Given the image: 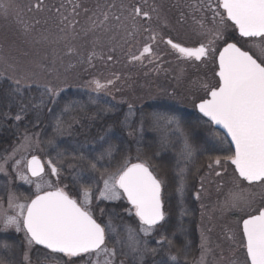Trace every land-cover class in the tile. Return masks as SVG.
<instances>
[{
  "label": "rangeland",
  "instance_id": "obj_1",
  "mask_svg": "<svg viewBox=\"0 0 264 264\" xmlns=\"http://www.w3.org/2000/svg\"><path fill=\"white\" fill-rule=\"evenodd\" d=\"M108 1L97 0L98 7H92L91 0H83L76 10L65 11L58 3L52 5L51 0H0V80H8L17 94L37 85L42 89L41 96L49 93L54 98L71 88L74 96L93 108L109 102L112 106L126 105L129 120L136 106L156 104L150 124L160 129L159 152L154 160L162 174L161 180L157 178L168 189L164 198L170 212H165V218L169 221L175 212L177 218L171 227L175 224L177 230L186 221L192 222L193 216L198 219L194 221L197 251L190 264H249L242 221L264 209V180L253 183L236 172L231 165L234 150L227 138L222 141L213 125L182 123L184 116L197 112L198 102L219 85L218 65L215 68L213 63L232 30L221 0H164L161 4L156 0L155 10L152 4L146 9L150 18L131 15L133 25H137L130 29L128 0H118L120 19L112 17ZM91 8L96 9L95 16L82 13ZM101 8H106L105 12ZM80 16V21L86 22V17L93 18L94 27H88L90 23L79 24ZM69 39L71 49L67 47ZM166 39L188 48L203 45L208 48V56L197 60L173 49ZM245 40L250 50L246 51L253 52L264 65V37ZM141 126H145L142 121L137 124L140 137ZM133 135L129 130L126 141L134 142ZM39 141V136L22 139L0 163V177L6 176L9 183L28 185L35 196L51 190L66 192L67 178L63 180V175L49 166L42 176H29L30 157L46 160L37 154L42 153ZM143 152L150 156L148 148ZM164 152L170 154L171 167L158 160ZM139 162L146 163L127 162L120 171L103 174L94 192H87L79 202L93 216L104 219L110 245L105 243L100 249L77 257L53 254L42 264H155L156 258L166 253L165 261L179 264L177 244L173 246L166 239L164 230L159 234L157 226L150 227L138 217L137 226L123 223L127 222L125 218L136 216V208L117 209L118 218L112 212L110 216L105 213L106 206L129 205L117 180L126 167ZM172 169L169 177L167 170ZM30 201L18 198L9 189L7 199L0 203V240L6 242L9 236L18 241L23 235L24 264H36L31 258L36 244L24 228ZM189 201L191 208L186 206Z\"/></svg>",
  "mask_w": 264,
  "mask_h": 264
},
{
  "label": "trees",
  "instance_id": "obj_2",
  "mask_svg": "<svg viewBox=\"0 0 264 264\" xmlns=\"http://www.w3.org/2000/svg\"><path fill=\"white\" fill-rule=\"evenodd\" d=\"M91 1L92 7L96 4L98 7L99 3L97 0ZM107 4L109 6V1ZM59 6L63 7L64 10L67 8V4H59ZM117 6L119 10V3ZM72 8L73 7H70L69 11ZM104 9L106 8H101V11L105 12ZM84 10L82 13H92L91 17L95 16L94 14L97 13L94 8ZM78 13L79 12H76L75 14ZM41 14L43 13H40V15ZM81 16L78 20L79 24L83 25L90 23V25L87 24L88 27H94L95 20L93 21V18L86 17L87 22L85 19L80 21ZM64 18L68 19L69 17L64 15ZM117 19H120V17ZM229 24L232 30L229 31L228 38L222 43V46L229 41H234L244 50L250 51L245 46V38L239 37L236 33L235 26L230 22ZM130 27L131 26L128 28L130 29ZM69 41L70 43L67 47L71 49V45L73 44L71 39H69ZM213 64L216 68V60H214ZM41 92V87L32 85L21 94H17L13 91L11 83L8 80H0V163L12 152L22 139L27 136H39L42 153L37 154L49 160L57 168L58 175H63V180L65 177L67 178L66 183L68 186L66 192L78 202L83 199L87 192H94L95 186L98 184V180L102 178L101 176H103V174L110 172V170L118 172L127 162H146L161 180L159 176H162V174L157 168L156 160H154L159 152L157 143L159 141L158 136L160 129H155L153 126L154 124H150V118L152 117L153 111L156 110V104L145 103V105L139 108L136 106L134 115L131 116L132 119L129 120V117H127L128 115L125 114L126 105L113 104L114 107L111 105L112 102H109V105H105L108 108L105 106L93 108L90 104H86L85 101H81V99L74 96V92L71 88L62 90L59 96L54 98L45 91L44 92L48 95L44 94L41 96ZM184 117L185 119H183L182 123L185 126H200L202 123L212 126L209 121L197 112ZM188 117L191 118L187 119ZM141 121L145 126H141L142 131L140 132V137L138 135L137 124L139 122L141 123ZM148 124L150 125L148 126ZM129 130H132V133H134V142H132V139L128 142L126 141ZM144 148H148L150 156L144 154ZM231 151L233 150L231 149ZM230 155H228L227 158H229ZM169 156L170 154L168 155V153L164 152L158 160L167 167H171L169 163V160H171L169 158L171 157ZM173 170L174 169L167 170L169 177H172L171 172ZM78 175H80L79 179ZM8 181H10V179L6 176L0 177V203L7 199L9 189L14 192L18 198L24 201H30L35 196L34 191L28 185L20 184L15 181L9 183ZM164 186L165 184L163 182L164 208L166 210L165 212L168 214L170 211L168 204H166V199L164 198L165 194L168 193V189ZM190 202L192 203V201H189L186 205L188 208H191L192 204ZM119 205L115 207L106 206V215L110 216L112 212V215L118 218L117 209L121 208V210L127 211L125 208L129 207L126 203H120ZM94 217L105 226L104 219L98 217L97 214H95ZM175 217L177 218L175 212L171 214L169 221L166 217L165 220L157 226V231H159L160 234V231L164 230L166 239L171 242L173 246L176 242L177 253L181 258H179V264H190L191 257L195 254L194 252L197 251L198 241L196 240L197 235L195 230L197 217L193 216L192 222L186 221L180 230H177L178 228L175 224L173 228L171 227ZM125 219L124 221L127 222H123L124 224L137 226L138 218L136 216H130ZM119 221L121 222V220ZM6 239V242L0 240V247L4 245V248H2V250L0 249V264H24L23 253L26 243L24 236H19L18 241H13L9 236L6 237ZM106 244L110 245V241H106ZM186 246L189 247L187 257L189 256L190 259L185 256ZM33 252L34 255L31 258H33L36 264L49 261L50 255H53L50 251L40 246H35ZM54 255L61 257V254ZM161 255L156 258L157 261L154 263L169 264L164 259L167 257L168 253H166L164 257Z\"/></svg>",
  "mask_w": 264,
  "mask_h": 264
},
{
  "label": "water",
  "instance_id": "obj_3",
  "mask_svg": "<svg viewBox=\"0 0 264 264\" xmlns=\"http://www.w3.org/2000/svg\"><path fill=\"white\" fill-rule=\"evenodd\" d=\"M226 16L244 38L264 36V0H221ZM177 50L201 60L208 48H185L168 40ZM220 85L197 104V112L221 130L235 152L231 161L237 173L250 182L264 180V66L235 42L217 56ZM49 160L32 156L27 162L31 178H38ZM117 184L138 218L148 225L163 220L162 185L145 163H134L120 174ZM24 227L36 243L56 252L82 254L98 250L106 240L103 226L78 202L61 190L37 195L28 204ZM242 230L250 264H264V209L245 218Z\"/></svg>",
  "mask_w": 264,
  "mask_h": 264
},
{
  "label": "flooded vegetation",
  "instance_id": "obj_4",
  "mask_svg": "<svg viewBox=\"0 0 264 264\" xmlns=\"http://www.w3.org/2000/svg\"><path fill=\"white\" fill-rule=\"evenodd\" d=\"M42 1H44V0H42ZM52 2V5H57V3H59L60 5L61 4H63V5H66L67 4V8H66V10L65 11H69V9H70V7H69V4H73L74 6H73V10H76L77 8H79L81 5H82V1L83 0H51ZM64 1H67V2H64ZM156 0H128L127 2H128V4H129V8H130V12H129V9H128V13H129V18H132L131 17V15H134V16H136L137 18H145V19H147V18H150V16H149V14H147L146 13V9H148L149 8V6L152 4V9L153 10H155V5H154V2H155ZM144 2V3H143ZM147 2V3H146ZM164 2V0H158V3L159 4H161V3H163ZM118 0H109V7L110 8H108V11H111V15H112V17H114V18H118L119 17V15L117 14V8H118ZM153 5H154V7H153ZM158 8H160V6H158ZM112 9V10H111ZM55 11H57V9H55ZM148 13L150 12V10H148L147 11ZM130 25H131V28H135L136 27V25H137V23H134V25H133V18H132V22L130 23ZM168 40H170V41H172L171 39H166V42L169 44V42H168ZM172 42H174V41H172ZM170 45V44H169ZM212 128H214L213 126H212ZM215 129V128H214ZM218 133H219V135L222 137V141H224L225 139H226V137H225V135H224V133L222 132V131H220V130H218V129H215ZM223 154V153H222ZM222 154H218V156H221ZM234 168V167H233ZM193 209V211H194V214L196 215L197 213L195 212V209L194 208H192ZM196 217H197V215H196ZM165 220V219H164ZM163 220V221H164ZM162 221V222H163ZM161 222V223H162ZM197 222H198V219H197ZM243 222V221H242ZM194 223V222H193ZM242 232H243V230H242ZM196 235H197V233H196ZM243 236H244V234H243Z\"/></svg>",
  "mask_w": 264,
  "mask_h": 264
}]
</instances>
